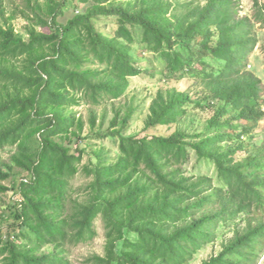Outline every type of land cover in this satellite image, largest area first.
Returning a JSON list of instances; mask_svg holds the SVG:
<instances>
[{
  "label": "trees",
  "instance_id": "16d2710c",
  "mask_svg": "<svg viewBox=\"0 0 264 264\" xmlns=\"http://www.w3.org/2000/svg\"><path fill=\"white\" fill-rule=\"evenodd\" d=\"M239 0H46L23 11L27 39L0 23V194L14 192L10 223L0 228V264H68L67 245L105 228L104 254L88 264H192L222 232L221 250L198 264H259L264 255V120L262 79L249 69L264 27V4L241 16ZM73 8L75 13L66 16ZM0 12L4 13L0 2ZM114 19L116 28L100 25ZM106 25V24H105ZM48 28L49 31L38 30ZM140 33L139 39L137 34ZM151 53L158 71L139 63ZM157 72V73H156ZM190 80L184 90L158 91L144 129L124 132L133 111L110 124L118 153L95 152L81 167L84 122L66 109L123 97L130 78ZM211 112L204 126L180 123ZM95 125V116H91ZM192 123V122H191ZM179 125L171 134L151 131ZM214 164L186 171L192 156ZM25 177L15 180V169ZM90 182L74 197L73 180ZM11 179L10 185L2 181ZM44 246H52L40 253Z\"/></svg>",
  "mask_w": 264,
  "mask_h": 264
},
{
  "label": "rangeland",
  "instance_id": "374dc122",
  "mask_svg": "<svg viewBox=\"0 0 264 264\" xmlns=\"http://www.w3.org/2000/svg\"><path fill=\"white\" fill-rule=\"evenodd\" d=\"M3 6L4 13L0 12V23L4 25H12L15 31L23 35L27 39V29L30 27L29 22L23 14L26 8L27 0H0ZM32 4L36 2L45 3L46 0H31ZM256 0H239V13L241 16L248 15L252 16L254 13V6ZM260 3L264 4V0H259ZM75 13L73 8L66 13V16H70ZM100 25L103 27L116 28L114 19L101 18ZM106 24V25H105ZM259 43L255 48L254 52L250 56V62L248 65L249 69L255 71V73L262 79L264 87V27L257 24ZM37 29L41 31H49L48 28ZM140 33L137 34L139 39ZM134 54L137 57L140 64L149 69L155 68L158 71L161 69V64L155 59L151 53H143L140 55L141 46L140 43L135 42ZM157 73V72H156ZM191 85L190 80H178V81H166L160 80L159 76H153L152 74H141L130 78V86L125 95L119 99L110 100L100 106H93L91 104L83 102L80 106L66 109V112L75 113L76 116L84 122V134L89 136L101 135V138H90L84 139L80 144L82 147H86L87 152L84 154L81 167L84 164H88L91 160L95 161V152L103 151L107 153L109 157H116L118 153V142L116 138L105 136L110 133L111 120L117 112L124 115L128 110L133 111V115L130 121V125L124 132L125 135H132L141 132L145 127V120L150 112V105L156 98L158 91H162L165 94L176 88L178 90L187 89ZM264 97V92H263ZM95 116V125H91V116ZM211 112L195 110L191 111L186 121L180 123V127H188L193 124V129H199L204 126V120L210 117ZM192 122V123H191ZM179 125L172 124L168 126H160L152 133L160 134H171ZM256 137H264V120L261 121L255 129ZM15 147L7 146L0 150V163L9 162L11 155L14 153ZM1 165V164H0ZM186 171L189 175L191 174H208L214 179L216 185H221V181L217 176V171L214 164L209 161L201 160L198 161L195 155L192 156L190 163L186 165ZM14 179L18 180L21 177H25V172L20 169L14 170ZM11 179L2 181L3 184L10 185ZM90 182V178H87L82 172H80L73 180V186L77 189L74 197L83 198L81 190ZM14 192L8 191L0 194V228H5L10 223L8 216L9 206L13 204L12 199L14 198ZM96 237L88 242H82L77 245H67L66 259L69 261L68 264H88L87 259L95 254L103 255L105 248V228L102 219L96 220ZM231 232H222L220 237L212 244L207 245L197 255L192 264H198L203 259L208 258L210 255L217 254L221 250L222 240L229 237ZM52 249V246H44L40 249V253L48 252ZM259 264H264V255L260 260Z\"/></svg>",
  "mask_w": 264,
  "mask_h": 264
}]
</instances>
